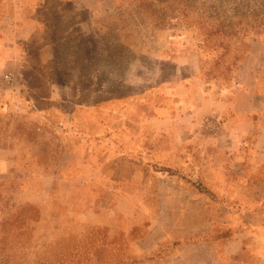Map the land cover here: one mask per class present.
I'll list each match as a JSON object with an SVG mask.
<instances>
[{"label": "rangeland", "instance_id": "1", "mask_svg": "<svg viewBox=\"0 0 264 264\" xmlns=\"http://www.w3.org/2000/svg\"><path fill=\"white\" fill-rule=\"evenodd\" d=\"M238 83L258 126L264 0H0V264L142 263L179 171L153 154Z\"/></svg>", "mask_w": 264, "mask_h": 264}, {"label": "crops", "instance_id": "2", "mask_svg": "<svg viewBox=\"0 0 264 264\" xmlns=\"http://www.w3.org/2000/svg\"><path fill=\"white\" fill-rule=\"evenodd\" d=\"M238 85L193 110L218 121L204 129L194 123L177 128L170 148L153 154L155 162L176 161L179 171L162 175L157 209L168 212V222L160 240L149 241L148 231L139 264H264V114L258 126L253 123L248 107L238 106L239 97H248ZM177 90V99L193 98L185 82ZM182 104L188 103L179 101L178 112ZM200 130L206 137H198ZM253 130L260 133L250 140Z\"/></svg>", "mask_w": 264, "mask_h": 264}, {"label": "built area", "instance_id": "3", "mask_svg": "<svg viewBox=\"0 0 264 264\" xmlns=\"http://www.w3.org/2000/svg\"><path fill=\"white\" fill-rule=\"evenodd\" d=\"M4 76H5L6 78H9V77H10L9 74H5Z\"/></svg>", "mask_w": 264, "mask_h": 264}]
</instances>
